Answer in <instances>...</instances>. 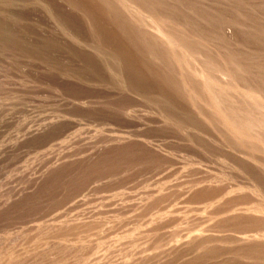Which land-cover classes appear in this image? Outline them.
<instances>
[{"label": "rangeland", "instance_id": "rangeland-1", "mask_svg": "<svg viewBox=\"0 0 264 264\" xmlns=\"http://www.w3.org/2000/svg\"><path fill=\"white\" fill-rule=\"evenodd\" d=\"M138 2L236 80L114 0H0V264H264V128L192 76L250 109L264 0Z\"/></svg>", "mask_w": 264, "mask_h": 264}, {"label": "bare ground", "instance_id": "bare-ground-1", "mask_svg": "<svg viewBox=\"0 0 264 264\" xmlns=\"http://www.w3.org/2000/svg\"><path fill=\"white\" fill-rule=\"evenodd\" d=\"M114 1H116L120 5V7L128 14L130 20L135 21V23L138 22L140 24H143L146 26V28L148 27L149 29L153 30L155 35L161 40V43L164 44V46L166 45V47L170 50L176 62L186 65L191 60L192 61L197 60L200 62L202 61V63L204 62L203 64L207 65V67L209 66L215 67L217 71L221 72L223 75H226L227 77H230L231 83L232 81L236 80L235 78L237 77V74L239 72L237 71V69L238 67L241 68V64H240L241 62L239 63L238 61H236L237 59L236 60L229 59V62L227 63L225 62L223 66H219L218 64L216 66H213L212 61L206 58L204 60L203 56L200 54L201 50L199 52L197 49L190 50V48L187 46V44L184 43L182 39L173 37L172 35L167 33L165 29L161 26V22L159 21V19H156V17L154 16L155 12H152L146 6L139 4L138 0L137 1L114 0ZM224 59L225 61L227 60V58L225 57ZM192 76L194 78L202 80V85L204 86L205 89H207V93L209 95V102L213 104L221 114H223L225 123L226 125H229L231 130L235 131L237 134L238 133L247 134L250 129L256 130V128L258 127L264 128V113L262 112V109H264V87L258 86L257 83L255 84L256 86H253L254 84L252 86H249L247 84L249 87L246 88L247 90L243 91L241 94L243 96L242 99L245 101V103L249 105L248 107L251 110L250 109L247 110V108L244 110L241 109V107L239 108L232 104L225 105L224 103L227 102L225 101L227 100L225 99L226 96L224 100L222 98L224 95L217 93V91H215V88L213 87L212 85L213 83L211 81L212 78L207 76L205 72L199 71L196 68L193 70ZM237 83H234V85L239 86ZM220 95L222 97H220ZM227 97H229V95H227ZM228 117L237 118L238 123H236V125L231 126L229 124L231 121L229 122ZM250 132H252V130Z\"/></svg>", "mask_w": 264, "mask_h": 264}]
</instances>
